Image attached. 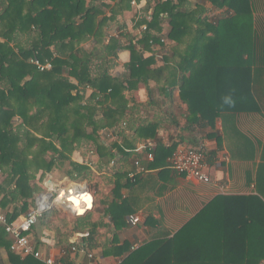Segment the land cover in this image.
I'll list each match as a JSON object with an SVG mask.
<instances>
[{
	"label": "trees",
	"instance_id": "obj_1",
	"mask_svg": "<svg viewBox=\"0 0 264 264\" xmlns=\"http://www.w3.org/2000/svg\"><path fill=\"white\" fill-rule=\"evenodd\" d=\"M108 1L112 3L0 0V211L6 212L8 223L25 217L34 206L33 185L39 173L40 180L58 174L61 180H87L93 189L97 187L90 167L73 161L74 153L83 157L95 154L98 163L109 167L115 150L119 157L110 173H105L113 178L115 192L123 185H131L128 173L135 170L136 162L146 169L163 166L156 160L158 150L152 151L155 160L150 166L134 157L135 143L154 139L157 130L156 124L131 125L133 110L127 108L124 92L138 84L147 86L150 80L163 78L158 91L169 100L179 91L180 104L186 106L190 124L195 121L191 116L199 115L211 124L220 116L224 122V114L264 111V104L257 97L264 86V73L252 70L262 37L256 27L255 0H202L216 11L224 10L221 18L214 21L205 16L203 4L191 7L189 0H147L134 27H146L139 40L144 50H150L153 43L160 44L161 39L173 43L169 46L173 53L169 64L162 70L148 68L154 57L142 58L125 25L118 26L116 36L110 35L111 23L130 10L132 0ZM164 24L168 29L163 35ZM122 51L130 52L131 61L127 74L120 78L112 76L111 71L118 65ZM32 60L49 62L51 68L40 71ZM147 92L151 90L147 88ZM226 97L233 101L225 102ZM230 127L225 131L231 130L249 145L244 152L250 159L260 156L256 191L262 198L264 142L256 148L235 122ZM131 131L135 140L127 136ZM113 137L121 140L120 145L111 141ZM158 149L167 156L173 148ZM122 179L125 184H120ZM127 207L124 200L120 205L109 206L106 214L115 226L120 227L130 213ZM61 214L56 207L44 213L29 237L35 249L44 253L42 234L51 232L59 249L66 253L63 264H76L68 253L76 243L70 242L66 226L52 224L62 218ZM81 215L72 233L85 230L86 235L77 242L93 254L103 247L98 224L91 221L89 211ZM199 223L207 224L206 229L198 231ZM8 238L0 225V249L7 253L5 264H44L32 257L20 259L10 251ZM119 250L117 255H122L127 247ZM81 257L80 253L75 256L77 263ZM98 260L94 255L90 262L99 264ZM261 263L264 204L258 196L250 195L216 198L172 239L146 244L130 252L119 264Z\"/></svg>",
	"mask_w": 264,
	"mask_h": 264
},
{
	"label": "crops",
	"instance_id": "obj_2",
	"mask_svg": "<svg viewBox=\"0 0 264 264\" xmlns=\"http://www.w3.org/2000/svg\"><path fill=\"white\" fill-rule=\"evenodd\" d=\"M134 1L140 10H143L147 5V0ZM189 1L191 7L195 4H203L206 10L205 16L210 21L221 18V14L224 13V10H214L208 2L202 0ZM105 3L110 4L112 2L106 0ZM255 4L257 8L256 27L262 37L256 53L257 63L252 70L264 73V0H255ZM133 12H135L134 9L128 14L126 13V16L129 15L128 24L126 22L125 25L126 31L133 36V43H135L143 59L147 60L152 59V56L154 57L153 64L149 65L148 68L162 70L169 64L167 61L173 54L169 46H172L173 43L167 39H161L163 42L160 41V44L153 43L150 45V50L142 49L141 44H139L141 30L134 27L133 19L135 17H132ZM116 29H112L110 35L116 36L118 33ZM167 29L168 25L164 24L163 35ZM130 61L131 54L129 51L120 52L118 54V65L111 71V75L122 78L125 73L127 74V66ZM262 77L263 80L261 81L264 85V74ZM163 80V78L159 81L150 80L147 86L138 84L137 88L124 92L127 108L133 110L131 125H139L138 122L157 125L154 139L137 141L135 146L146 142L152 143L153 151H159L156 160L162 163L163 166L155 169L148 168L144 175H137L135 180L131 181V185H123L118 192H115L112 184L113 178L105 176V173H110L111 162H109V167L104 163L100 164L97 162L96 155L93 154V157H89V153L84 157L80 153H74L72 156L73 161L77 163H87L86 165L94 173V181L97 184V187L94 188L96 194L94 204L93 198L89 194L92 203L91 210H88L91 213V221L98 224L97 232L103 244L101 249L99 248L93 253L98 257L99 264H119L130 252H134L146 244L156 240L172 239L190 220L198 216L216 198L250 195L261 198L256 191V172L260 162L259 154H256L254 159H250L248 152H244V149H249V145L245 141H241L231 130L230 132L225 130L231 129L230 126L235 122L238 130L258 148V145L264 142V111L261 110L260 114L240 113L233 114L234 116L224 114V118L226 117L224 122L222 116H220L211 124L202 121L203 119L199 115L195 118L191 116L190 119L195 121L190 124L187 121V108L185 105L180 104L179 91L176 90L170 100L166 94L158 91V88L163 86ZM147 88L151 90L150 93L147 92ZM257 94L258 99L264 104V86H261V90ZM86 95L89 96V92ZM223 100L227 103L233 101L230 97ZM127 134L131 140H135L133 131ZM111 141L120 145L121 140L114 137ZM159 147L173 149L170 155L165 156L164 151H160ZM177 147L201 148L205 152L207 173L211 179L210 183H200L192 176L178 174L169 166V159ZM112 153L115 155L114 159L117 160L119 157L116 154L117 152L112 150ZM146 153V151L136 152L134 157H138L144 164L146 163L145 165L150 166L154 163L155 158L152 162H146ZM244 156L248 158H243ZM133 171L135 170L130 172ZM47 180L54 183H49L51 187H55L56 183L63 180L71 184L74 183L65 178L57 180L55 174L47 176L45 181ZM125 183L123 179L120 181V184ZM84 188L88 189L87 184L84 185ZM71 196L77 199L76 207H84L78 213L79 215L90 207L87 202H91V198L87 194L78 197L71 194ZM123 200L128 203L126 211H130V213L124 217L123 224L117 227L110 216L106 214V211L111 204L120 205ZM69 204L75 207L71 203ZM136 216L139 217L140 222L133 226L128 220L130 217ZM67 219L70 227L68 226L66 231L73 234L75 239L79 241L80 237L86 235L87 232L79 229L81 233H72L77 218L74 216L73 218L67 217ZM199 224L198 231L206 229L207 224ZM53 236L50 232L44 231L41 240L46 247L44 249L45 255L56 257L59 255L60 247L57 246V241ZM8 239L10 240V238ZM125 246L127 251L122 255H117L121 251L119 249ZM134 246L136 247L132 250ZM103 252H106V255ZM78 260L79 263L87 262L84 257ZM6 262L7 253L4 249H0V264Z\"/></svg>",
	"mask_w": 264,
	"mask_h": 264
},
{
	"label": "built area",
	"instance_id": "obj_3",
	"mask_svg": "<svg viewBox=\"0 0 264 264\" xmlns=\"http://www.w3.org/2000/svg\"><path fill=\"white\" fill-rule=\"evenodd\" d=\"M131 3L132 5H134L135 1L132 0ZM145 29V26L141 27V31H144ZM31 63L35 65L40 71L49 70L51 68L49 62L41 64L37 60H32ZM141 151L147 152L145 156L146 162H152L154 160L152 143L146 142L137 145L134 152ZM115 160L116 159H113L111 161V166L114 165ZM169 163L171 165V168L178 174L192 176L198 182L204 184H208L211 182L210 175L207 173L208 167L206 164L205 152L201 148L192 149L177 147L174 149V152L169 159ZM135 168V171L128 173V178L131 181H134L137 175L141 176L147 172V169L140 165L139 162L135 163ZM76 182L71 184L66 180H63L56 183V186L51 188L48 192L39 193L38 195H36L34 199V206L31 208L28 214L25 217L18 219L12 223H8L6 220V214L0 212V225L3 227L5 233L10 238V251L12 253L17 254L20 258L32 257L44 264H63L62 258L64 257V255H66L64 251L60 250L59 255L56 257L52 255H45V253L35 249L33 241L30 239L29 234L38 219L53 207H56L65 213L69 212L75 217H80V215H77L72 210H70L68 201H66V203L57 201L59 196H66L70 192H72L76 197L83 194H90L88 189H85L84 186L78 185L79 183ZM260 199L264 204V197ZM89 210H86V213ZM128 222L131 225L135 226L140 222V219L138 216L130 217ZM70 242L76 243L68 249L69 257L74 260L76 264H96L90 262L94 258V255L91 252H86L83 248H81L75 237L73 239L71 238ZM135 247L136 246L132 247V250L135 249ZM78 253H80L87 262L77 263L75 260V256Z\"/></svg>",
	"mask_w": 264,
	"mask_h": 264
},
{
	"label": "rangeland",
	"instance_id": "obj_4",
	"mask_svg": "<svg viewBox=\"0 0 264 264\" xmlns=\"http://www.w3.org/2000/svg\"><path fill=\"white\" fill-rule=\"evenodd\" d=\"M139 6L135 3L134 5H132V3H130V10H128V11H125L122 15H118L117 16V18H116V20H115V22H112L111 23V25H110V30L109 31H111L112 29H116L120 24H124V25H126V22H127V24H128V17H129V15H127L126 16V13L128 14L129 12H131L133 9H134V11L135 12H133L132 13V17H135L134 19H133V22H134V24H135V22L137 21V19H138V14L141 12V10L138 8ZM133 8V9H132ZM138 9H139V11H138ZM137 10V11H136ZM135 14V15H134ZM148 15H150V13H148ZM131 17V16H130ZM130 21H131V18H130ZM131 25V24H130ZM142 27V26H141ZM141 27H139L140 28V30H141ZM138 28V29H139ZM71 81H73V80H71ZM74 83H75V81H73ZM76 84V83H75ZM87 91H89V90H87ZM89 92H91V91H89ZM72 93L74 94L75 93V91L73 90L72 91ZM110 134V133H109ZM108 134V135H109ZM112 140V139H111ZM108 143H110V142H108ZM74 155V154H73ZM88 156L89 157H93V154H88ZM65 169V168H64ZM66 169H67V166H66ZM49 176V175H48ZM55 176H56V179L57 180H61L60 178H59V176H58V174H55ZM39 177H40V173L37 175V177H36V180H35V182H34V187H35V192H34V199H35V197H36V195H38L39 193H41V192H48L51 188H53V187H51L50 185H49V183L50 182H52V181H45V178L43 179V180H40L39 179ZM65 179H67V178H65ZM68 180V179H67ZM95 179H93V183L95 182L94 181ZM53 183V182H52ZM76 183H79L78 185H80V186H84L85 184H87V186H88V191H89V193L91 194V196H92V198H93V204H94V199H96L95 198V196H96V194H95V191H94V189H93V187H92V184L91 183H89V181H84V182H79V181H77ZM54 184V183H53ZM74 206V205H73ZM71 210V209H70ZM73 211V210H72ZM1 213H4V214H6V212L5 211H0ZM74 212V211H73ZM63 213V212H62ZM65 214V215H64ZM74 217L71 213H63V214H61V217L62 218H58L57 220H54L53 222H52V224L54 225V226H56V227H63V226H66L65 227V230H67V227L69 226V221H68V219H67V217ZM75 218H77V217H75ZM62 219H64V220H62ZM73 220V219H72ZM71 220V221H72ZM63 223H64V225H63ZM70 227V226H69ZM54 228V227H53ZM53 230V229H52ZM51 233V232H50ZM52 234V233H51ZM53 235V234H52ZM70 235V237L73 239L74 238V236H73V234H69ZM54 237V236H53ZM56 241H57V239L56 238H54ZM73 241H75V240H73ZM72 243H74V242H72Z\"/></svg>",
	"mask_w": 264,
	"mask_h": 264
},
{
	"label": "bare ground",
	"instance_id": "obj_5",
	"mask_svg": "<svg viewBox=\"0 0 264 264\" xmlns=\"http://www.w3.org/2000/svg\"><path fill=\"white\" fill-rule=\"evenodd\" d=\"M71 194H73L72 192H70ZM68 194V195H66V196H59L58 197V199H57V201H60V202H64V203H66V201H68L69 203H71L72 205H76V203H77V199L75 198V197H73V196H71V194ZM74 195V194H73ZM90 198H91V196L89 195V194H87ZM68 203V206H69V208L71 209V210H73L74 211V213L75 214H77V215H79L78 213H80V211L82 210V209H84V207L82 206H80V207H72L70 204ZM74 203V204H73ZM87 203H89V205H90V207H88V208H86L85 209V211L86 210H88V209H90L91 208V203H92V198H91V202H87ZM79 206V205H78ZM84 211V212H85ZM83 212V213H84Z\"/></svg>",
	"mask_w": 264,
	"mask_h": 264
},
{
	"label": "water",
	"instance_id": "obj_6",
	"mask_svg": "<svg viewBox=\"0 0 264 264\" xmlns=\"http://www.w3.org/2000/svg\"><path fill=\"white\" fill-rule=\"evenodd\" d=\"M81 216V215H80Z\"/></svg>",
	"mask_w": 264,
	"mask_h": 264
}]
</instances>
